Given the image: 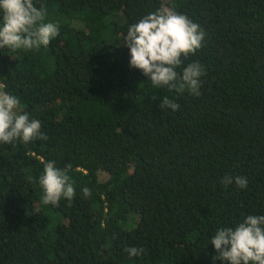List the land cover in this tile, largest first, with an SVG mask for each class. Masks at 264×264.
Returning <instances> with one entry per match:
<instances>
[{
  "label": "trees",
  "instance_id": "obj_1",
  "mask_svg": "<svg viewBox=\"0 0 264 264\" xmlns=\"http://www.w3.org/2000/svg\"><path fill=\"white\" fill-rule=\"evenodd\" d=\"M34 5L59 35L38 50L0 48V90L47 139L0 143V264H224L217 229L264 215V0ZM162 8L205 33L177 69L204 66L199 96L130 67L124 35ZM164 98L179 108L161 109ZM49 161L71 177L70 202L42 203Z\"/></svg>",
  "mask_w": 264,
  "mask_h": 264
},
{
  "label": "clouds",
  "instance_id": "obj_2",
  "mask_svg": "<svg viewBox=\"0 0 264 264\" xmlns=\"http://www.w3.org/2000/svg\"><path fill=\"white\" fill-rule=\"evenodd\" d=\"M46 16L47 9L37 8L34 0H0V48L38 50L41 46L47 47L59 35V27L45 22ZM204 39V31L189 17L162 8L132 25L124 35L123 45L130 50V67L141 70L153 85L167 86L178 93L187 90L199 96L201 78L206 74L204 66L194 61L180 72L177 69L201 49ZM3 88L4 85H0V89ZM160 108L177 110L179 105L164 98ZM35 139H47L41 132L40 121L30 119L27 112L21 114L19 98L0 90V143L10 144L16 140L28 143ZM233 180L241 189L248 185L247 178L242 176H226L221 182L227 186ZM39 184L45 205L58 206L62 198L70 202L76 194L71 177L57 168L54 161L45 163ZM82 192L84 197L91 195L87 187ZM211 245L218 254L213 259L224 264H264V215H248L234 228L217 229ZM125 251L137 257L145 252L140 247H129Z\"/></svg>",
  "mask_w": 264,
  "mask_h": 264
},
{
  "label": "rangeland",
  "instance_id": "obj_3",
  "mask_svg": "<svg viewBox=\"0 0 264 264\" xmlns=\"http://www.w3.org/2000/svg\"><path fill=\"white\" fill-rule=\"evenodd\" d=\"M118 17V16H117ZM48 228L50 229V232H52L53 231V227H52V224L49 222V224H48Z\"/></svg>",
  "mask_w": 264,
  "mask_h": 264
}]
</instances>
